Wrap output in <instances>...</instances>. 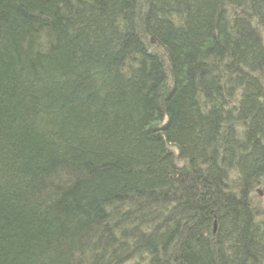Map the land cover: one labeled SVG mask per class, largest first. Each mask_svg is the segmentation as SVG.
I'll list each match as a JSON object with an SVG mask.
<instances>
[{
    "label": "trees",
    "instance_id": "1",
    "mask_svg": "<svg viewBox=\"0 0 264 264\" xmlns=\"http://www.w3.org/2000/svg\"><path fill=\"white\" fill-rule=\"evenodd\" d=\"M263 32L264 0H0V264H264Z\"/></svg>",
    "mask_w": 264,
    "mask_h": 264
},
{
    "label": "rangeland",
    "instance_id": "2",
    "mask_svg": "<svg viewBox=\"0 0 264 264\" xmlns=\"http://www.w3.org/2000/svg\"><path fill=\"white\" fill-rule=\"evenodd\" d=\"M263 36H264V32H263ZM256 192H257L258 196L255 197V201L259 200V198L263 196L261 188H257Z\"/></svg>",
    "mask_w": 264,
    "mask_h": 264
},
{
    "label": "water",
    "instance_id": "3",
    "mask_svg": "<svg viewBox=\"0 0 264 264\" xmlns=\"http://www.w3.org/2000/svg\"><path fill=\"white\" fill-rule=\"evenodd\" d=\"M214 229L216 230V225H215Z\"/></svg>",
    "mask_w": 264,
    "mask_h": 264
}]
</instances>
